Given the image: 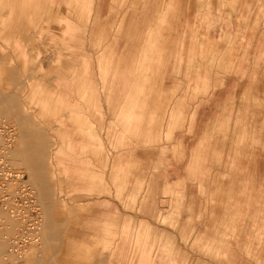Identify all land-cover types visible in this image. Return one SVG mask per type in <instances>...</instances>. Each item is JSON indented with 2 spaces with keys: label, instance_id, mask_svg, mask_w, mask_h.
I'll return each mask as SVG.
<instances>
[{
  "label": "rangeland",
  "instance_id": "obj_1",
  "mask_svg": "<svg viewBox=\"0 0 264 264\" xmlns=\"http://www.w3.org/2000/svg\"><path fill=\"white\" fill-rule=\"evenodd\" d=\"M175 5L63 18L0 0V264H264V99L245 96L242 0L225 34ZM64 19L79 32H52Z\"/></svg>",
  "mask_w": 264,
  "mask_h": 264
},
{
  "label": "crops",
  "instance_id": "obj_2",
  "mask_svg": "<svg viewBox=\"0 0 264 264\" xmlns=\"http://www.w3.org/2000/svg\"><path fill=\"white\" fill-rule=\"evenodd\" d=\"M19 1V0H18ZM28 1V0H20ZM38 1H51L55 2L56 5L60 7L63 12V18L70 17H84V18H144V19H154L156 17H161V15L156 14V8L158 3H166L168 0H38ZM133 1L136 6H133ZM183 1L186 3V10L184 9ZM230 0H175V18L182 20L184 17H199L206 16L210 18H215V24L209 29L204 31L207 34L211 33H231L234 30H226L227 26L222 23V18L230 14L231 7L228 5ZM206 4L207 8H206ZM132 5V6H131ZM80 11L78 15L71 14L73 11ZM104 12H110L108 14ZM203 12V13H202ZM201 14V15H200ZM64 21H66L64 19ZM147 21V20H146ZM68 21H66V26L62 29L52 30V32H65V33H76ZM181 22V21H180ZM150 26V25H148ZM197 27V26H196ZM196 33H202L197 27ZM165 31V30H163ZM162 31V32H163ZM21 33L26 31L21 30ZM50 32V31H47ZM242 66H244V76L252 81L251 86L246 88L245 96L256 97L261 100L264 99V0H242ZM183 33V31H180ZM20 49H46V50H68L70 49V43H40L37 47L35 43L21 42ZM49 56H44L41 64L45 66L53 65L54 63V53H50ZM69 59V58H68ZM124 59H121L122 62ZM128 65H138V59H125ZM132 61V63H131ZM61 65H71L70 61H62L59 63ZM95 64V62H94ZM120 64V63H119ZM97 65V62H96ZM135 79V76L133 77ZM133 79V80H134ZM243 79V78H242ZM53 92V89L47 93ZM101 101V100H100ZM263 101V100H262ZM71 112V111H70ZM257 113H264V107ZM254 123V124H253ZM262 123V117L253 119L252 125L256 127L257 134L263 128L260 124ZM252 126V128H253ZM254 127V128H255ZM251 128V127H250ZM256 134V135H257ZM83 140V139H82ZM83 142V141H82ZM111 203L110 209H118ZM95 209H99L95 206ZM143 240L141 242V247ZM140 247V248H141Z\"/></svg>",
  "mask_w": 264,
  "mask_h": 264
},
{
  "label": "bare ground",
  "instance_id": "obj_3",
  "mask_svg": "<svg viewBox=\"0 0 264 264\" xmlns=\"http://www.w3.org/2000/svg\"><path fill=\"white\" fill-rule=\"evenodd\" d=\"M31 152H32V151H31ZM26 153H27V152H26ZM28 155L30 156L31 154L28 153ZM34 168H35V166H34ZM77 168H78V167H77ZM73 169H74V168H73Z\"/></svg>",
  "mask_w": 264,
  "mask_h": 264
}]
</instances>
